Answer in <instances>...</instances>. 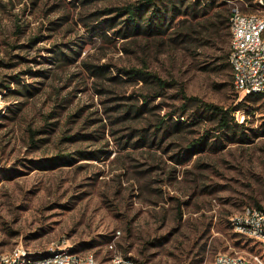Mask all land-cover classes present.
Returning <instances> with one entry per match:
<instances>
[{
	"label": "rangeland",
	"instance_id": "rangeland-1",
	"mask_svg": "<svg viewBox=\"0 0 264 264\" xmlns=\"http://www.w3.org/2000/svg\"><path fill=\"white\" fill-rule=\"evenodd\" d=\"M139 2L0 0V252L65 244L101 264L260 252L230 219L264 207V96L242 98L224 59L232 9L254 0H188L166 34L126 38L119 14ZM184 95L238 107L237 134Z\"/></svg>",
	"mask_w": 264,
	"mask_h": 264
},
{
	"label": "built area",
	"instance_id": "built-area-1",
	"mask_svg": "<svg viewBox=\"0 0 264 264\" xmlns=\"http://www.w3.org/2000/svg\"><path fill=\"white\" fill-rule=\"evenodd\" d=\"M244 11L235 6L230 16V64L233 84L242 97L264 96V0H254ZM240 235L251 238L260 252L249 256L218 254L212 264H264V207H245L230 219ZM0 264H101L92 253H81L65 244H52L45 251L24 246L0 252ZM108 264H138L133 258L116 254Z\"/></svg>",
	"mask_w": 264,
	"mask_h": 264
},
{
	"label": "trees",
	"instance_id": "trees-1",
	"mask_svg": "<svg viewBox=\"0 0 264 264\" xmlns=\"http://www.w3.org/2000/svg\"><path fill=\"white\" fill-rule=\"evenodd\" d=\"M187 2L188 0H141V2L137 4L127 6L119 14L122 17H127L126 21L124 22L125 27L122 36L127 38L140 34H166L167 31L171 28V24H167L169 14L172 13L175 15L179 10H181V7L186 5ZM197 3L198 2H196L195 4L197 5ZM188 8H191V5H188ZM192 9H194L193 11L196 10L195 7H193ZM174 15L172 16V19ZM227 22L230 29V17L227 19ZM95 29L96 28H94L93 31ZM78 47H81V44H79ZM72 51L77 55V57H79L81 51ZM59 56L60 61H75V58L68 56L63 50L57 51L58 59ZM224 59H226L227 62L230 61V54L228 53ZM101 71V73H103L104 69L101 68ZM123 72L127 74L128 79L132 81L137 82L138 80H142L153 84L156 88L162 89L167 85V83L157 75L155 76L145 74L144 72L135 69L123 70ZM15 79L16 81H21L19 77H16ZM24 86H26L24 87V92L33 95V92L29 87H27L28 85ZM32 90L37 89L32 88ZM183 97L188 105H191L193 103L199 104V108L202 109L204 115L209 116V120L216 123V127L214 129L216 132H219L221 134L227 133L228 135L229 133H233V135L237 134V128L240 127V125L236 122L233 113L239 110L238 107L232 109L231 111H228L220 106L202 102L198 98H189L185 95ZM146 100H148V98ZM134 108L135 106H132L128 109V112L126 114L127 117H130L131 113L134 111ZM146 109L147 105H143L142 107L138 108L136 111L137 115H141ZM181 125V121H177L175 124L176 130H178ZM158 129H160V127ZM204 143L205 142L203 139L200 140V145L203 146ZM257 207L261 208L260 205H258Z\"/></svg>",
	"mask_w": 264,
	"mask_h": 264
}]
</instances>
